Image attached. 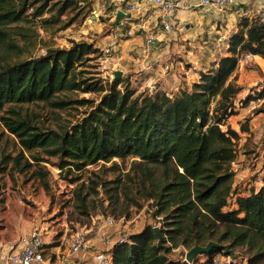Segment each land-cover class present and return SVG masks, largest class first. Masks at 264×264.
<instances>
[{
	"label": "trees",
	"instance_id": "trees-1",
	"mask_svg": "<svg viewBox=\"0 0 264 264\" xmlns=\"http://www.w3.org/2000/svg\"><path fill=\"white\" fill-rule=\"evenodd\" d=\"M81 1L86 0H63L50 13L54 3L49 0H0V149L9 143L18 147L13 155L4 153V166L19 172L36 166L33 174L44 178L42 163L51 157L60 169L77 171L110 161L105 169L114 175L78 189L77 207L87 214L85 208L99 190L107 207L122 206L121 214L148 202L160 223L161 244L155 225H146L107 250L109 264H197L199 259L208 264L218 254L243 255L244 260L227 264H264V186L235 193L232 163L240 134L227 122L236 113L241 90L234 76L239 59L246 53L264 55V22L241 15L228 37L227 54L200 71L190 90L172 96L162 91L135 94L121 78L108 86L94 77L80 78L77 66L100 56L92 43L74 41L59 48L38 39L34 26H68L61 15ZM41 46L45 53L36 56ZM78 89L101 95L96 103L78 101L91 105L78 123L62 130L43 128L22 109L37 102L64 107L74 102L60 95ZM263 94L264 88L247 94L239 104ZM240 129L245 130L243 124ZM209 241L218 246L190 261L170 256L173 248Z\"/></svg>",
	"mask_w": 264,
	"mask_h": 264
},
{
	"label": "rangeland",
	"instance_id": "rangeland-1",
	"mask_svg": "<svg viewBox=\"0 0 264 264\" xmlns=\"http://www.w3.org/2000/svg\"><path fill=\"white\" fill-rule=\"evenodd\" d=\"M61 1L63 0H49L50 4L57 3L51 6L50 13L56 11ZM95 1L100 5L99 10L105 11L108 15L98 13V9L94 10L92 3ZM119 5L123 7L122 2ZM117 6L110 4L109 0L81 1L79 4H72L61 15L62 19L70 21L68 26L55 29L60 24L56 22L51 25L52 28L47 30L39 27L38 24L34 26V29L38 33V39L47 42L51 47L68 48L74 41H86L101 51L106 42L107 45L112 43L113 34L119 32L116 30V24L121 27L122 31L126 28L125 20L123 22L125 25L115 23ZM136 10L137 8L127 16H131ZM48 13H44L43 16H47ZM122 18L123 16L119 21ZM44 53L45 47L41 46L37 49L36 56ZM93 56L92 54L91 57ZM99 57L78 65L77 71L80 72V78L94 77V80L108 86L114 79L112 71L116 69L115 67H119V64L112 63L111 70L104 72L99 68ZM178 60L181 62L180 66L188 70L190 75L180 70L182 77L173 89L164 91L158 88L155 81L148 84L149 80L145 81L144 78H140L141 75L131 67H126L127 69L125 68L122 75L117 78H121L122 85H126V81H129L127 85L135 90V94H154L162 91L175 95L183 88L190 90L189 79L195 77L197 68L193 67L190 57H179ZM165 65L163 64V68ZM169 69L165 70L169 71ZM100 95L101 92L97 91L70 90L62 93L60 97L74 103L64 107H54L49 102H37L25 104L22 109L43 128L62 130L78 123L91 105L90 102L79 103L78 101L87 99L96 103ZM16 148L18 147L9 143L3 150L0 149V244L3 248L18 246L23 236L37 229L50 249L48 255L51 258V264H54L58 259L66 257L71 260L77 259L76 256L67 255V240L77 232L85 234L88 246L83 253L87 254L86 251L106 248L117 238L127 237L130 233L140 231L146 225L160 226L158 220L151 215L152 208L148 202H143L140 207L131 206L127 209L128 214L126 212L121 214L119 210L122 206L116 209L107 207L108 202L104 199L101 190L97 196H93L92 202L85 208L88 211L87 214L81 212L84 208L77 207L75 192L78 189L90 185V181L99 179L98 177L109 179L114 175L112 170L105 169L110 166V161H98L77 171L67 168L60 169L51 164L56 161L55 157H51L49 158L51 162L42 163L46 175L41 178L33 174L36 166L23 172L11 170L10 164L4 166L5 162L1 161L4 153L9 152L13 155L16 153ZM115 161L123 167L121 160L115 159ZM129 161L127 159L125 164L127 165ZM230 201L232 203V200ZM108 216L115 218L114 225L110 226L106 223ZM189 249L185 246L173 248L170 256L174 259L186 260L185 254ZM242 256L239 255V258L244 260Z\"/></svg>",
	"mask_w": 264,
	"mask_h": 264
},
{
	"label": "crops",
	"instance_id": "crops-1",
	"mask_svg": "<svg viewBox=\"0 0 264 264\" xmlns=\"http://www.w3.org/2000/svg\"><path fill=\"white\" fill-rule=\"evenodd\" d=\"M109 1L110 4L118 5L115 8L117 13L122 8L119 3L122 2L124 6L125 1L129 0ZM134 1L137 10L118 21L125 25V20V29L131 28L132 34L127 35L116 24L119 32L113 34V39L110 38L116 48L112 63L119 64L115 70L122 72L126 67L133 68L141 75L140 78L155 81L158 88L164 91L177 85L182 77L180 70L190 75L188 70L180 66L179 57H190L193 67H197L195 77H189L190 85L197 79L200 71L212 68L220 56L227 54L228 37L237 30L239 16L264 22V0H235L234 5L222 9L202 6L198 0H179L171 30H163L158 24L160 10L145 0ZM92 4L95 11L98 9V13L108 15L99 10L97 1ZM148 37H153V41L148 43ZM163 64L170 65L169 71L163 68ZM234 76L241 90L235 102L236 113L227 120L240 134L239 153L232 163L235 171L233 187L236 194H246L251 188L264 186V94L245 104H239V101L247 94L254 95L264 88V55L243 54ZM242 124L245 127L243 131L240 129ZM112 243L104 249H109ZM54 264L71 262L63 259Z\"/></svg>",
	"mask_w": 264,
	"mask_h": 264
},
{
	"label": "built area",
	"instance_id": "built-area-1",
	"mask_svg": "<svg viewBox=\"0 0 264 264\" xmlns=\"http://www.w3.org/2000/svg\"><path fill=\"white\" fill-rule=\"evenodd\" d=\"M148 4L155 6L160 10V15L158 18V24L163 30H170L172 28V19L175 16V8L178 5L179 0H145ZM199 4L207 7H215L222 9L224 7L234 5L235 0H198ZM125 5L120 8L124 11V16L128 15L130 12L137 8L136 1L129 0L125 1ZM245 14V13H244ZM127 35L132 34V29L127 28L124 30ZM153 41V37H148L147 42ZM115 44L111 43L105 45L101 48L99 57V68L107 72L111 70L112 59L115 53ZM170 68L169 65H165V69ZM149 81L148 84H151ZM153 86V85H152ZM106 223L110 226L115 224V218L113 216H108L106 218ZM126 240L125 236L117 238L115 242H122ZM68 241L67 255L76 256L77 259L71 260L70 258H62L58 260H67L71 264H109L110 255L107 252L108 249H93L86 251L87 254L83 252L86 250L88 243L85 234L82 232H77ZM50 249L47 243L43 240L42 234L34 229L30 231L27 235L23 236L20 244L16 247L3 248L0 244V264H51V258L48 253ZM56 252V251H52ZM59 257V256H56ZM240 260L239 257L231 254H218L215 255L208 264H227L236 262ZM202 259H199L197 264H203Z\"/></svg>",
	"mask_w": 264,
	"mask_h": 264
},
{
	"label": "water",
	"instance_id": "water-1",
	"mask_svg": "<svg viewBox=\"0 0 264 264\" xmlns=\"http://www.w3.org/2000/svg\"><path fill=\"white\" fill-rule=\"evenodd\" d=\"M124 15V11L119 9L116 13V17H115V23H117L120 19L121 16ZM113 72V78H117L119 76L122 75V71L121 70H114ZM154 230L156 232V234L158 235V244H161V235L159 233L158 227L155 226ZM213 246H218L217 243L213 242V241H209L205 246L202 245H194L192 246L185 254V259L187 261L192 260L197 254L200 253H205L208 252Z\"/></svg>",
	"mask_w": 264,
	"mask_h": 264
}]
</instances>
